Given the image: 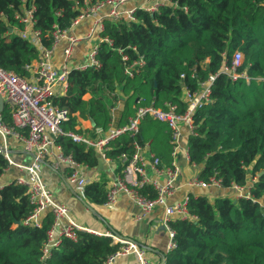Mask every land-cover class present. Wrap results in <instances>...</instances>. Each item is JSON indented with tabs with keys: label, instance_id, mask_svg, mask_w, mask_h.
<instances>
[{
	"label": "trees",
	"instance_id": "1",
	"mask_svg": "<svg viewBox=\"0 0 264 264\" xmlns=\"http://www.w3.org/2000/svg\"><path fill=\"white\" fill-rule=\"evenodd\" d=\"M101 1L0 0V67L29 76L24 66L39 50L19 35L24 26L18 17L31 6L33 28L49 48L56 28H69L87 4ZM99 35L112 42L98 44L100 66L72 70L66 93L56 99L69 111L64 132L95 136L96 127L106 131L110 125H124L146 106L172 103L182 113L184 91H196L199 82L219 71L235 52L243 54L239 69L248 76L264 73V0H170L154 12L136 7L131 19L104 18ZM140 57L144 63L128 75L125 68ZM1 115L12 123L6 106ZM82 120L93 124L83 127ZM193 122L194 133L187 137L188 164L196 166L197 178L214 177L219 186L188 193L189 217L169 220L175 247L163 264H264V80L233 82L220 73ZM170 138L165 123L146 116L135 134L124 132L111 141L106 154L113 159L130 154L136 142L158 158L160 167L171 166ZM56 142L78 163L98 165L95 148L65 134ZM6 166L0 153V174ZM234 185L243 187L245 196L237 197ZM208 190L214 191L211 197L205 194ZM141 192L156 194L150 185ZM84 194L85 203L102 204L105 184L91 182ZM31 209L25 186L11 183L0 191V264H106L107 256L120 247L108 237L78 232L76 240L63 238L49 257L42 258L52 215L47 213L40 227L22 224Z\"/></svg>",
	"mask_w": 264,
	"mask_h": 264
},
{
	"label": "built area",
	"instance_id": "2",
	"mask_svg": "<svg viewBox=\"0 0 264 264\" xmlns=\"http://www.w3.org/2000/svg\"><path fill=\"white\" fill-rule=\"evenodd\" d=\"M85 1L87 2V0ZM129 1L134 0H103L94 5L87 4L72 20L69 28L63 30L56 28L53 31V43L49 48L41 44L39 32L33 28L34 9L31 6L23 16L18 17L24 26L19 31V35L29 40L39 50L37 58L24 66L29 71V76L23 77L0 67V95L4 105L9 109L12 122L11 124L5 122L0 113V153L7 161V166L0 174V191L4 186L11 183L25 186L32 209L22 220L24 225L40 227L45 215L47 213L52 215V221L46 230V238L42 246V258L49 257L63 238L76 240L78 232H88L97 236L108 237L111 242L120 243L119 249L107 256L106 264H114L118 256L128 253H133L136 256L134 264H152L145 257L144 249L139 248L136 243L107 231L102 233L81 226L71 216L68 207L53 197L41 178L43 166L60 172L65 184L71 186L82 201H86L84 189L90 183V179L84 174V170L88 167L78 163L72 156L64 154L61 146L56 142L59 135L65 134L74 142H81L86 146L95 148L102 162H109L113 159L106 154L109 143L124 132L135 134L144 117H152L167 125L171 136L170 143L172 144L171 166L160 167L158 158L151 152L146 157L144 152L147 149L135 142L132 153L123 152L117 156L116 159L121 163V171L107 185L106 197L102 205H113L116 202L117 194L121 192L140 208V214L136 215L137 218L150 214L157 206H162L170 237L167 249L170 250L175 247V242L173 241L174 231L169 227V220L173 217L181 219L189 217L187 198L172 204L167 202V198L177 188L176 181L181 171L176 158L180 150L182 128L185 127L188 134L194 133L193 114L195 110L209 101L211 85L220 73L227 75L233 82L240 79L248 83L251 80H264V73L261 76L250 77L245 71L240 70L244 57L241 52H235L229 61L222 62L219 71L200 81L196 91H184L186 105L182 113H179L176 104L172 103L166 104L164 108L146 106L138 108L124 125L111 128L109 126L107 131L96 127L93 137H89L85 133L64 132L62 124L68 119L69 111L65 107L58 106L56 99L66 93L68 76L72 70H84L89 67L98 68L100 66L97 58L98 44L101 41L112 43L110 39L99 35L103 30V20L104 18L117 20L123 16L133 18L135 7L124 8ZM169 1L154 0L152 5L141 8L154 12ZM106 5L107 11L98 16L97 11ZM86 20L89 21L87 32L78 36L74 32V28ZM91 37L95 38V42L88 49L84 59L75 62L72 59L73 47L81 40ZM61 41H64L65 45L62 48L61 62L56 65L52 59L53 50ZM118 52L122 54L123 60L128 59L127 55L122 53V49H118ZM143 63L144 61L140 57L130 63L125 68V72L131 75L133 68ZM12 140L21 146L23 153L30 155L29 163L16 162L11 156L12 150L9 144ZM184 157L187 161L189 160L188 148L184 150ZM61 166L66 169L61 171ZM10 167L17 168L21 174L13 179L3 180L4 173ZM189 184L195 187L219 186V180L210 177L207 181H203L195 175L190 179ZM145 185L152 186L156 192L155 196L149 197L141 192ZM232 187L237 191L238 197L245 196L243 187L237 185Z\"/></svg>",
	"mask_w": 264,
	"mask_h": 264
},
{
	"label": "crops",
	"instance_id": "3",
	"mask_svg": "<svg viewBox=\"0 0 264 264\" xmlns=\"http://www.w3.org/2000/svg\"><path fill=\"white\" fill-rule=\"evenodd\" d=\"M154 0H134L129 1L124 6L125 9L136 7H148L152 5ZM108 7L103 6L97 11V15H103L107 11ZM89 21L80 22L75 28L74 32L78 35H84L87 32ZM95 42V38L83 39L78 42L72 50V59L75 62H80L84 59L90 46ZM65 45L64 41H61L53 50V61L56 65H59L62 59V48ZM6 105L3 106V108ZM7 107V106H6ZM8 108V107H7ZM119 107L113 109V117L116 120L119 116ZM92 124L89 121L82 120L81 126L90 127ZM115 127L114 124L110 125ZM107 131V130H106ZM95 135V131H93ZM89 137H93L90 133ZM188 133L185 127L182 128V134L180 138V150L176 158L177 164L180 166V174L176 181L175 192L167 198V202L172 204L176 201H181L187 198L189 192H200L199 187L190 186V179L196 175L197 168L194 165L188 164V161L184 157V150L187 146ZM9 147L12 150L13 158L16 162L29 163L31 160L30 155L23 153L21 146L15 142L10 141ZM145 156L148 157L149 151L145 150ZM66 168L61 166L60 170L63 171ZM121 163L118 159H112L109 162L103 161L96 167L88 168L84 170L86 177L91 182H101L107 185L113 181V179L120 173ZM21 172L15 167H10L3 175V180H10ZM41 178L46 184L47 188L53 194V197L64 203L71 214V216L81 225L88 229L97 232H110L114 235H119L123 238H127L136 243L139 248L144 249L145 257L148 262L152 264H161L162 260L166 259V253L168 252L167 246L170 242L167 226L165 224L164 213L162 206H157L150 214L137 218L136 215L140 214V208L135 205L124 193H118L116 202L111 206H104L102 204L85 203L80 200L74 189L71 186L65 184L60 172L53 171L47 166H43L41 170ZM152 178H155L152 176ZM202 191V190H201ZM212 190L206 191L205 194L212 195ZM214 195V194H213ZM211 197V196H210ZM136 256L133 253L123 254L118 256L114 264H134Z\"/></svg>",
	"mask_w": 264,
	"mask_h": 264
},
{
	"label": "water",
	"instance_id": "4",
	"mask_svg": "<svg viewBox=\"0 0 264 264\" xmlns=\"http://www.w3.org/2000/svg\"><path fill=\"white\" fill-rule=\"evenodd\" d=\"M3 106H4V102H3V99L0 95V113L2 112L3 110ZM93 124V122H91ZM0 152H1V149H0ZM102 163V159L101 158H98V164H101ZM164 263V259L162 260L161 264Z\"/></svg>",
	"mask_w": 264,
	"mask_h": 264
},
{
	"label": "rangeland",
	"instance_id": "5",
	"mask_svg": "<svg viewBox=\"0 0 264 264\" xmlns=\"http://www.w3.org/2000/svg\"><path fill=\"white\" fill-rule=\"evenodd\" d=\"M246 84H249L248 82L244 81ZM13 157V155H11ZM237 196V195H236ZM238 197V196H237Z\"/></svg>",
	"mask_w": 264,
	"mask_h": 264
}]
</instances>
